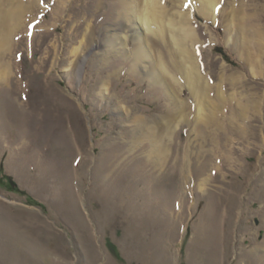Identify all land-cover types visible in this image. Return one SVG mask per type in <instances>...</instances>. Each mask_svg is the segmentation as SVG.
<instances>
[{"label":"rangeland","instance_id":"obj_1","mask_svg":"<svg viewBox=\"0 0 264 264\" xmlns=\"http://www.w3.org/2000/svg\"><path fill=\"white\" fill-rule=\"evenodd\" d=\"M20 1L0 30V264H264V0H151L149 26L123 12L150 0ZM179 36L226 82L202 136Z\"/></svg>","mask_w":264,"mask_h":264},{"label":"bare ground","instance_id":"obj_2","mask_svg":"<svg viewBox=\"0 0 264 264\" xmlns=\"http://www.w3.org/2000/svg\"><path fill=\"white\" fill-rule=\"evenodd\" d=\"M203 2H206V4L203 5V7H206L208 5L209 9H210L211 4L214 5V0H204ZM24 3L25 2H21V1L19 3V0H14V4L12 2V6L8 9V13H6V14H4L2 12L1 8H0V30L1 31L10 29L12 27V25H13L12 24L13 22L16 24V23H20L22 21L24 14L26 13L28 7H30L28 4H24ZM157 5H156V3L154 4L151 0L147 2V6L148 7H146L145 9L140 8V7L137 8L135 4H133V5L131 4L129 7H125L124 8V12L123 13H125L126 15H129L128 13H130L131 15L137 14L139 16V18L142 21L144 20V22L147 23V26H149V25H151V23L154 24L153 20H155V21L158 20L157 17H160V19H162L163 15L166 14V10L164 8H163L164 10H162L160 7H157ZM141 7H143V6H141ZM181 18H182V16H181ZM151 19H153V20H151ZM177 27H178V24L176 23L175 27H173L172 29H177ZM164 32H166L165 29L161 28L160 29V35H159L161 38H164V35H165ZM174 33H178L177 30H174ZM187 35H188V39L194 40L191 31L187 32ZM186 39L187 38L185 36L177 37L176 43L178 44V47H175V49L169 47V51H170V54H172V57L174 58L173 59V61H174V64H173V66H174L173 68L174 69H173V71L182 73V75L185 78V80L190 85H192L191 92L194 95V101L193 102H189L188 101L190 104L188 105V102H186L187 104L185 103V106L182 107L183 111H181V116L184 119L187 118L188 112L185 109L188 108V107L191 108V109L196 110V113L194 115V121H195L194 122V127H196V129H197V135L198 136H202L204 134L203 129L205 127H207L206 125L202 124L203 123L202 119H203V117L208 116V114H206V113L202 114L200 112L201 106L205 102V103L208 104V106H207L208 108L207 109H210L211 107L216 106V110H219L221 108L222 104L226 102V100L228 98V92L224 93V91H223L224 89H222L221 83L222 82L224 83L225 82L224 80L221 81V79L219 78L217 83H211L209 80H206V78H207L206 75L201 74V72H200V70H199V68H198L196 63H193L192 66L188 65V62H191V60L196 61V59H195L193 53L187 48ZM244 51L246 53H248L249 58H252V56L257 54V52L253 51L252 48L250 49L249 46L244 47ZM141 54H142L141 53V46H140V44H138V47L136 48V51H135L134 55H136L137 58L138 57L141 58L140 57ZM175 54H176V58L173 56ZM181 55L183 56L182 57L183 61L182 60L180 61ZM253 61L256 62V57L253 59ZM255 62L252 63V67L253 68L257 66L256 65L257 63H255ZM159 64L161 65V67L163 69L162 71H164L165 70V66H164V63L162 62V60H161V62ZM157 66H158V64H157ZM255 70H257V69H255ZM156 73H157V76L159 77V79H160V76H161V78L165 80V76H164L165 74L163 72L158 70L157 72H155V74ZM149 75H153V74L149 73ZM169 77H171V79H173L176 82L175 75L171 74V75H169ZM219 77H221V78L226 77L227 80H228V77H227L226 73L225 74L223 73ZM232 79H233V82L234 81L238 82L239 81V75L238 74L235 75L234 77H232ZM229 85H230V83H229ZM243 86H246V85H243ZM240 88H242V86H240ZM232 95H233V92L230 93V96H232ZM247 100H249V99H247ZM247 100L244 103H243V101L240 102L238 105H235V107L233 109H231V111L227 115V117H228V119H227L228 126H226L227 129L225 130L223 127L220 128L221 131L224 134L228 135L229 132L231 134H233L234 130L240 132V130H236V129H238V127H233L232 126V124H231V116H233L234 118L239 119V118H242L244 115H247L249 110L253 111V109H254L253 105L255 103V100H253L252 102L247 101ZM251 103H252V105L250 107ZM242 104H243V106H242ZM176 105H177V103H176ZM216 110L211 109L209 111H211L214 115H216L215 114ZM202 112H203V110H202ZM174 115H178V114H174ZM189 116H190V118H193L192 114H190ZM246 117L247 116H245V118ZM171 118L173 119L174 117H171ZM138 120L142 121V122L144 121V119L141 118V117H139ZM168 121H167V123H168ZM169 124H170V122H169ZM236 126H238V123H236ZM231 149H232V147H231ZM230 152H231V150H230ZM203 181H204V183L207 182L206 178H204Z\"/></svg>","mask_w":264,"mask_h":264}]
</instances>
